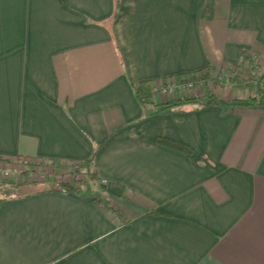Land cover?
<instances>
[{
  "label": "crops",
  "instance_id": "1",
  "mask_svg": "<svg viewBox=\"0 0 264 264\" xmlns=\"http://www.w3.org/2000/svg\"><path fill=\"white\" fill-rule=\"evenodd\" d=\"M248 56L264 0H0V158L93 157L103 190L5 196L0 264H264V107L133 88Z\"/></svg>",
  "mask_w": 264,
  "mask_h": 264
},
{
  "label": "rangeland",
  "instance_id": "2",
  "mask_svg": "<svg viewBox=\"0 0 264 264\" xmlns=\"http://www.w3.org/2000/svg\"><path fill=\"white\" fill-rule=\"evenodd\" d=\"M255 61L245 62L244 64L231 68H222L213 70V75L209 79L208 86L200 82L182 83L176 77L160 83L161 88H157L159 93L155 96V101L175 100L179 97H194L204 94L205 89L211 88L216 94L233 99V97H247L250 94L257 93L259 83H264L260 79L259 72L264 74V58L263 62L254 64ZM242 77L249 82L255 84V89L251 91L249 88L239 89L232 80L234 77ZM201 79V78H199ZM192 83V85H189ZM10 163V164H9ZM66 164V163H64ZM63 163H37V161H27L26 159H17L11 162L0 161V196H9L13 193L28 194L42 188H53L58 182L72 183L77 179H86L83 173L77 172L74 166H65ZM89 188L97 190L100 193L102 188L93 183L89 184Z\"/></svg>",
  "mask_w": 264,
  "mask_h": 264
},
{
  "label": "trees",
  "instance_id": "3",
  "mask_svg": "<svg viewBox=\"0 0 264 264\" xmlns=\"http://www.w3.org/2000/svg\"><path fill=\"white\" fill-rule=\"evenodd\" d=\"M245 53V52H244ZM247 59L251 62L252 57L248 56ZM213 75V69L210 65L207 67L194 71L181 73L175 76L179 82L189 83V82H200L202 81L207 87L209 83V79ZM201 78V79H199ZM239 89L247 90L249 88L251 91L255 89V84L253 82H249L239 76H236L232 79ZM157 82L154 80H144L135 84L133 86L135 95L138 101L143 106L154 105L156 107H160V111L171 110L175 108H179L185 105H193L197 108H201L204 106H223L229 108H235L237 106H246L253 108H261L264 107V83H259L257 86V93L250 94L247 97H235L231 100H225L222 96L218 95L213 91V89H205L203 95L194 96V97H179L175 100H168L166 102H158L155 101L154 98L159 93L157 88ZM61 161L54 160L52 164L60 163ZM61 163L65 166H74L77 172L83 173L86 176V179H77L74 182H58L55 184L51 191H59L68 194H72L75 196H85L90 190L89 184L93 183L94 185H99V176L94 168V158H90L83 162H74V161H64ZM69 164V165H68ZM40 191V190H38ZM35 191V192H38ZM29 194V193H28ZM3 196H0V204L3 201ZM101 199V198H100Z\"/></svg>",
  "mask_w": 264,
  "mask_h": 264
},
{
  "label": "built area",
  "instance_id": "4",
  "mask_svg": "<svg viewBox=\"0 0 264 264\" xmlns=\"http://www.w3.org/2000/svg\"><path fill=\"white\" fill-rule=\"evenodd\" d=\"M252 61H255V65H257V68L259 69V64L258 63H261V62H263V58L262 57H260V56H252ZM259 75H260V79H263L264 80V74H262V73H260L259 72ZM173 78V77H172ZM168 80H170V78H167V79H165V80H162L161 82H159L156 86H157V88H161V84L160 83H164V82H166V81H168ZM189 85H192V83H190ZM156 88V89H157ZM187 97V96H186ZM26 159L27 161H37V163H40V164H42V162H44V163H52L53 161H45V160H42V159H36V158H30V157H25V156H14V157H12V158H6V159H2V158H0V161H9V162H11V161H13V160H17V159ZM10 164V163H9Z\"/></svg>",
  "mask_w": 264,
  "mask_h": 264
}]
</instances>
